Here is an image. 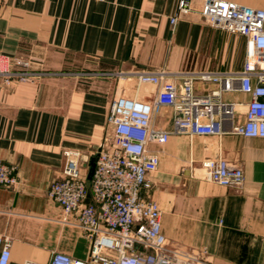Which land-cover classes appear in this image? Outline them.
<instances>
[{"label":"crops","instance_id":"1","mask_svg":"<svg viewBox=\"0 0 264 264\" xmlns=\"http://www.w3.org/2000/svg\"><path fill=\"white\" fill-rule=\"evenodd\" d=\"M205 1L191 0L172 30L178 0H0V55L30 62L35 72L97 74L0 82V162L17 166L19 178L14 187H0V234L13 240L9 264H47L52 252L88 257L90 236L76 214L66 216L48 197L63 178L64 151L81 153L87 182L110 130L112 101L151 102L160 89L103 73L242 69L245 38L208 26ZM228 1L264 10V0ZM195 89L205 95L218 86L197 82ZM222 99L239 105L230 130L244 122L250 97L237 90ZM174 117L173 109L160 108L152 125L171 132ZM149 148L160 159L151 197L169 245L208 264H264V139L173 135ZM219 156L243 169L241 189L207 179L203 163Z\"/></svg>","mask_w":264,"mask_h":264},{"label":"built area","instance_id":"2","mask_svg":"<svg viewBox=\"0 0 264 264\" xmlns=\"http://www.w3.org/2000/svg\"><path fill=\"white\" fill-rule=\"evenodd\" d=\"M191 9V0H178L170 19L172 30ZM201 15L217 30L245 38L246 57L240 71L164 70L103 73L109 77H136L141 84L160 87L151 101L118 97L110 105L105 136L96 157L90 192L93 204H85L89 189L81 175V153L65 150L63 178L53 182L48 197L66 216H77L78 224L90 236L88 257L81 260L62 252H52L47 264H208L171 247L162 228V211L151 197L152 174L159 167V155L150 144H164L173 135L217 136L225 133L264 139V10L228 0H206ZM30 62L0 55V82H33L42 77L65 75L94 76L93 73L35 72ZM101 75V74H100ZM179 77L178 87L171 79ZM212 83L218 89L205 95L196 93L195 84ZM249 95L245 120L233 124L238 104L224 102V92ZM175 112L171 132L153 127L160 108ZM202 168L207 179L221 187L241 189L244 171L222 157L206 160ZM19 181L17 166L0 162V187L11 188ZM13 240L0 234V264H9ZM24 264H41L26 261Z\"/></svg>","mask_w":264,"mask_h":264},{"label":"water","instance_id":"3","mask_svg":"<svg viewBox=\"0 0 264 264\" xmlns=\"http://www.w3.org/2000/svg\"><path fill=\"white\" fill-rule=\"evenodd\" d=\"M95 163H96V158H94L91 161V164H90L91 165V172H90L89 178H88V180L86 182V186L89 189V192H88V195H87V200H86L87 204H93V202L91 200L90 183H91V178H92L93 173H94Z\"/></svg>","mask_w":264,"mask_h":264}]
</instances>
